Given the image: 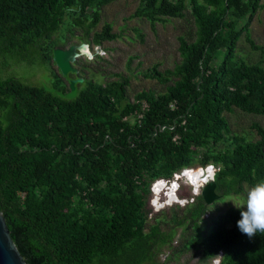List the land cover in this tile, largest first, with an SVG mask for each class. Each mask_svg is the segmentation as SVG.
I'll return each instance as SVG.
<instances>
[{
  "label": "trees",
  "instance_id": "obj_1",
  "mask_svg": "<svg viewBox=\"0 0 264 264\" xmlns=\"http://www.w3.org/2000/svg\"><path fill=\"white\" fill-rule=\"evenodd\" d=\"M111 1L0 0V55L36 52L50 63L75 28L87 43L115 40L111 23L95 30ZM263 10L264 0H140L132 18L154 26L190 12L196 32L179 37L174 67L141 71L165 91L142 89L134 100L124 73L85 78L73 100L0 78V209L28 264H156L176 228L163 230L166 215L149 222L150 186L210 164L219 198L207 204L199 194L171 217L192 233L183 246H199L205 258L222 253L221 264H264V234H242L236 206L212 209L264 180V126L252 124V140L228 116L264 115V46L251 28ZM243 37L259 60L242 57Z\"/></svg>",
  "mask_w": 264,
  "mask_h": 264
},
{
  "label": "rangeland",
  "instance_id": "obj_2",
  "mask_svg": "<svg viewBox=\"0 0 264 264\" xmlns=\"http://www.w3.org/2000/svg\"><path fill=\"white\" fill-rule=\"evenodd\" d=\"M139 2L140 0H113L105 4L101 9V19L95 30H101L106 23H111L112 31L119 33V37L112 41H105L101 45V50L98 49L96 43L90 42L92 51L99 50V53L96 54L94 59H88L84 56L80 57L74 64L75 67L81 70L80 76L97 79L101 82L118 79L120 73L129 75L128 96L131 100H134L135 94L142 89L153 88L158 92L165 91L163 84L157 79L145 77L141 71L152 67L154 64H158L160 70L174 67L176 62L181 60L178 50L179 37L185 35L190 38L196 32V24L190 12L184 18H171L167 22H158L154 26L145 18H132L131 15L135 12ZM135 27L141 30L142 37L134 29ZM251 28L253 30V38L257 44L264 46V10L255 17ZM75 31V35L65 42L60 41L57 47L67 48L73 43L80 44L84 42L81 38L82 30L75 28ZM240 47L248 53L245 55L242 51L240 54L243 58L246 56L250 57V55L254 60L261 58V54L252 52L251 45L244 37L240 41ZM131 57L134 58L131 64H129ZM22 58L21 55L12 52L0 55V78L16 76L24 83L44 86L68 100L77 98L87 84L86 80H84L83 82L76 83L74 89L71 88L67 77L60 72L56 63L53 60L49 63L41 53L32 52L27 57ZM57 75L64 80V83L58 84ZM67 76H71V78L68 77L70 80L76 77L72 72ZM228 116L234 130L239 133H245L252 140H256L259 137L256 130L252 128V124L259 122V124L264 126V115L247 114L237 110L235 113L228 112ZM199 167L202 166H195V168ZM178 181L180 188L177 190V194L183 203H185L184 199L188 200V202L185 204L173 202L171 205H168V190L160 192V195L164 193L163 197L165 196V198L163 199L167 200L165 203H161L162 199H160V195H157L159 205L155 203V200L153 202L155 205L154 207L152 206L153 212L150 214L151 219L149 222L151 224L155 223V216L157 215L158 217L166 215L167 220L170 221L161 224L163 230L176 228L171 231L175 236L173 241L163 246L158 256H156V264H216V261L221 264L222 253L214 258H205L201 252L202 248H199V246L193 248L191 247L192 243L187 244L186 247L188 248L183 246L187 241L186 239L192 233L188 232L186 234L184 231V228L188 224L177 225L172 221L171 217L176 211L179 210L181 212L186 204L192 202V198L198 196L200 193H193L194 188L190 184L185 183L184 178H180ZM154 184L155 182L150 186V190L152 191L150 195L151 201H153V193L156 192H154ZM199 191L201 190L199 189ZM181 193L187 198L181 197ZM244 199L242 194L232 195L231 197L223 198V202H216L212 205V209L216 210L217 213V209L224 211L228 209L229 205L239 207L243 204ZM150 204L152 205V202ZM176 205H179V207L176 208ZM209 215L210 213L205 217ZM201 228H205V225H202ZM197 231L201 230L198 229Z\"/></svg>",
  "mask_w": 264,
  "mask_h": 264
},
{
  "label": "water",
  "instance_id": "obj_3",
  "mask_svg": "<svg viewBox=\"0 0 264 264\" xmlns=\"http://www.w3.org/2000/svg\"><path fill=\"white\" fill-rule=\"evenodd\" d=\"M91 49V46L87 42L80 44L73 43L67 48L56 47L54 49V61L60 70V72L67 76L69 73H80L79 68L75 67V62L80 57H87L88 59H94L96 54ZM84 77L78 76L70 80L71 88H75L76 83L83 82ZM201 195L205 199L207 204H212L219 198V194L216 192V183L209 182L201 187ZM0 264H28L20 250L18 249L12 235L10 228L4 216V213L0 209Z\"/></svg>",
  "mask_w": 264,
  "mask_h": 264
},
{
  "label": "clouds",
  "instance_id": "obj_4",
  "mask_svg": "<svg viewBox=\"0 0 264 264\" xmlns=\"http://www.w3.org/2000/svg\"><path fill=\"white\" fill-rule=\"evenodd\" d=\"M98 49L101 50V46H98ZM99 50L97 51L99 52ZM214 167H215L214 165L210 164L200 174H198L196 171L192 170L191 168H184L180 172L175 174L174 179H164V180L167 181V183H170L171 182L170 180H172L173 182H177L179 180L178 176L182 175L185 180V183L190 184L194 188L193 193H195V188L199 186L202 187L208 184L209 182H214V178L216 174V170ZM179 188H180V183L172 184V189L175 190V193H177V190ZM199 192L201 194V191ZM163 194L164 193L160 195L161 196L160 199H162V203H165L167 200L163 199L165 198V196L163 197ZM153 198H155V193H153ZM175 200H177V197L173 192L171 201H175ZM176 202L183 203V201H175V203ZM237 208L240 210V219L237 220L236 223L238 229L242 234H245L250 239L254 237L257 234V232L264 234V180H260L256 182L254 185L247 188L244 202L241 206ZM216 264H219V262L216 261Z\"/></svg>",
  "mask_w": 264,
  "mask_h": 264
},
{
  "label": "bare ground",
  "instance_id": "obj_5",
  "mask_svg": "<svg viewBox=\"0 0 264 264\" xmlns=\"http://www.w3.org/2000/svg\"><path fill=\"white\" fill-rule=\"evenodd\" d=\"M191 169L194 170V171H196L198 174H200V173L203 172L204 169H206V167H205V168H204V167L191 168ZM214 173H215V170H214ZM178 177H179V179H180V178H183L182 175H180V176H178ZM159 180H161V179H159ZM173 183L178 184V182H173V181H171V182L168 184L166 181L161 180L160 182H158V183L155 185V191H156L155 194H156V195H160V192H162L163 190H164V192H165L166 190H168V192H167V199H168L169 201H171V197H172L173 192H174L175 196L177 197V200H175V201H179L180 197H178L177 193H175V190L172 189V184H173ZM167 185H168V186H167ZM200 187H201V186L195 188V193L199 192ZM169 201H168V203H167L168 205H171L173 202H175V201H171V202H169ZM155 203H157V204L159 205L158 197H157V199H155Z\"/></svg>",
  "mask_w": 264,
  "mask_h": 264
},
{
  "label": "built area",
  "instance_id": "obj_6",
  "mask_svg": "<svg viewBox=\"0 0 264 264\" xmlns=\"http://www.w3.org/2000/svg\"><path fill=\"white\" fill-rule=\"evenodd\" d=\"M215 168V170H217L216 169V167H214ZM161 180H164V179H161ZM161 180H156L155 181V184H154V192H155V185L158 183V182H160ZM165 181V180H164ZM167 182V181H166ZM200 193V192H199ZM157 196H156V194H155V198H156ZM155 198H153V201H151L152 202V206L154 207V205H155V203H153L154 202V200H155ZM194 200V198H192V201ZM179 201H181L180 199H179ZM184 202L186 203V202H188V200H186V199H184ZM162 203V202H161ZM177 203V202H176ZM185 203H183V204H185Z\"/></svg>",
  "mask_w": 264,
  "mask_h": 264
},
{
  "label": "flooded vegetation",
  "instance_id": "obj_7",
  "mask_svg": "<svg viewBox=\"0 0 264 264\" xmlns=\"http://www.w3.org/2000/svg\"><path fill=\"white\" fill-rule=\"evenodd\" d=\"M93 52H94V51H93ZM94 53H96V51H95ZM74 74H75V73H74ZM75 75H76V77L80 76V75H81V70H80V73L75 74ZM76 77H74V78H76Z\"/></svg>",
  "mask_w": 264,
  "mask_h": 264
}]
</instances>
